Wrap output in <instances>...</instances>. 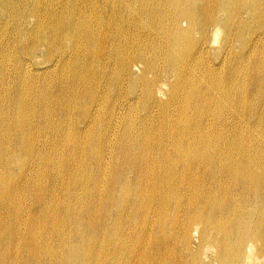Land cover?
Instances as JSON below:
<instances>
[{"label": "bare ground", "instance_id": "6f19581e", "mask_svg": "<svg viewBox=\"0 0 264 264\" xmlns=\"http://www.w3.org/2000/svg\"><path fill=\"white\" fill-rule=\"evenodd\" d=\"M0 264H264V0H0Z\"/></svg>", "mask_w": 264, "mask_h": 264}]
</instances>
